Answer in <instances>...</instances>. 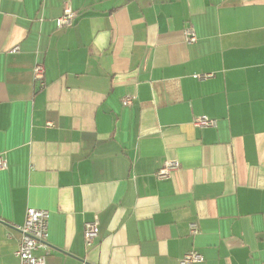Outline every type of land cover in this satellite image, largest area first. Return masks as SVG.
<instances>
[{
	"label": "crops",
	"instance_id": "1",
	"mask_svg": "<svg viewBox=\"0 0 264 264\" xmlns=\"http://www.w3.org/2000/svg\"><path fill=\"white\" fill-rule=\"evenodd\" d=\"M0 153V264L28 207L46 264H264V0H0Z\"/></svg>",
	"mask_w": 264,
	"mask_h": 264
},
{
	"label": "built area",
	"instance_id": "2",
	"mask_svg": "<svg viewBox=\"0 0 264 264\" xmlns=\"http://www.w3.org/2000/svg\"><path fill=\"white\" fill-rule=\"evenodd\" d=\"M76 11L67 6L62 15L55 19L58 28L70 27L74 24ZM185 39L188 42L197 41V33L193 26L185 28ZM19 46H15L12 51H18ZM214 75L212 72L194 74L199 80L210 78ZM34 83L40 87H45V65L42 62H36L33 69ZM125 106L132 104V98L126 97L123 99ZM217 119L209 118L208 116H195L192 123L199 127H215ZM8 160L5 154L0 153V170L8 169ZM180 167L177 161H166L164 165L157 170L155 176L157 179H167L171 173ZM49 219L50 211L47 209L28 207L25 214L24 223L21 226H16L20 231L21 237L18 243V248L15 255L19 258L18 264H46L45 255L38 256L35 251L38 248L47 249L49 246ZM199 227L196 222L190 224V233L197 234ZM99 236V221L98 217L85 223L84 239L86 246L93 244L94 240ZM204 260L203 255L197 250H190L180 258V264H196Z\"/></svg>",
	"mask_w": 264,
	"mask_h": 264
}]
</instances>
